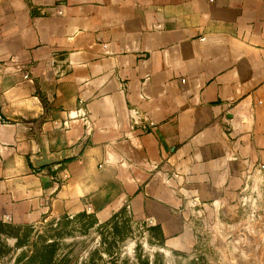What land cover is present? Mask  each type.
<instances>
[{
	"label": "crops",
	"instance_id": "obj_1",
	"mask_svg": "<svg viewBox=\"0 0 264 264\" xmlns=\"http://www.w3.org/2000/svg\"><path fill=\"white\" fill-rule=\"evenodd\" d=\"M256 192L264 0H0V223L128 212L186 250L195 202Z\"/></svg>",
	"mask_w": 264,
	"mask_h": 264
},
{
	"label": "rangeland",
	"instance_id": "obj_2",
	"mask_svg": "<svg viewBox=\"0 0 264 264\" xmlns=\"http://www.w3.org/2000/svg\"><path fill=\"white\" fill-rule=\"evenodd\" d=\"M195 246L176 250L129 214L38 226L0 224V264H264V195H242L238 212L193 205Z\"/></svg>",
	"mask_w": 264,
	"mask_h": 264
},
{
	"label": "built area",
	"instance_id": "obj_3",
	"mask_svg": "<svg viewBox=\"0 0 264 264\" xmlns=\"http://www.w3.org/2000/svg\"><path fill=\"white\" fill-rule=\"evenodd\" d=\"M77 119L83 121L86 124V133L87 135H89L92 132V128L88 124L89 123L88 115L82 110H79V113L76 116H69L68 120H66L63 123L64 127L68 128L70 123H72L74 120H77ZM131 120H132V127L142 124V120L140 119V116L135 111L132 112ZM153 127H154V123L150 122L147 125H145V127L143 128H145L146 130H149V128L151 129ZM255 195H262V194L256 192Z\"/></svg>",
	"mask_w": 264,
	"mask_h": 264
},
{
	"label": "trees",
	"instance_id": "obj_4",
	"mask_svg": "<svg viewBox=\"0 0 264 264\" xmlns=\"http://www.w3.org/2000/svg\"><path fill=\"white\" fill-rule=\"evenodd\" d=\"M122 213H125V212H120L119 214H122ZM119 214H117V215H119ZM83 215H88V214H80V215H78V216H76V217H80V216H83ZM93 216V215H92ZM94 217V216H93ZM72 219L73 217H64V218H61L60 220H63V219ZM95 218V217H94ZM59 220V221H60ZM0 224H2V223H0ZM2 225H4V224H2ZM4 226H7V225H4ZM8 227H11V226H8ZM154 231H157L158 232V230L157 229H155V228H152Z\"/></svg>",
	"mask_w": 264,
	"mask_h": 264
}]
</instances>
